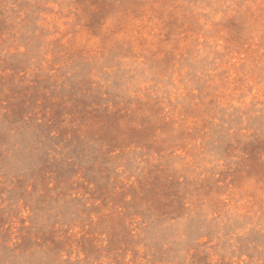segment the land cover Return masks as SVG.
<instances>
[{"label": "rangeland", "instance_id": "rangeland-1", "mask_svg": "<svg viewBox=\"0 0 264 264\" xmlns=\"http://www.w3.org/2000/svg\"><path fill=\"white\" fill-rule=\"evenodd\" d=\"M0 264H264V0H0Z\"/></svg>", "mask_w": 264, "mask_h": 264}]
</instances>
